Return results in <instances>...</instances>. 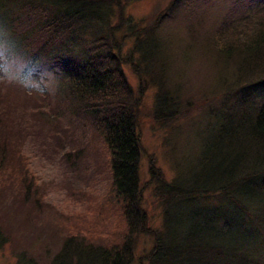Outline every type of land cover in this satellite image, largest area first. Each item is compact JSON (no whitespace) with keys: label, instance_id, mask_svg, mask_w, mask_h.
<instances>
[{"label":"trees","instance_id":"obj_1","mask_svg":"<svg viewBox=\"0 0 264 264\" xmlns=\"http://www.w3.org/2000/svg\"><path fill=\"white\" fill-rule=\"evenodd\" d=\"M123 1L0 0V63L13 60L12 52L27 41L33 44V49L26 50L27 57L42 63L57 44L69 41L79 31L86 32L90 25L98 28L96 34L108 29L111 38L96 40L99 45L91 44L86 57L67 69L72 70L67 98L79 105L81 112L89 113L88 127L101 136L107 160L96 158L93 169L102 172L107 181L109 195L104 204L114 208L111 211L120 221V231L113 237L116 242L107 243L88 240L72 229L48 264H134L141 235L151 239V247L140 256L139 264H264L260 244L264 240V0H235L213 35L202 43L201 47L216 50L224 59L220 61L239 62L237 86L223 89V103L210 107L212 120L205 128L208 135L192 168L176 169L173 176L166 177L149 156L147 183L153 186L152 195L161 213L156 227L145 204L141 173L146 150L137 116L140 97L133 95L121 60L112 50L114 46L119 50L111 31L114 16L120 13L123 18ZM197 1L174 0L159 19L165 21L185 11L188 20H194L190 18L201 13L196 10ZM139 26L129 19L127 32L136 38L127 59L134 58L140 94L152 84L157 86L153 119L168 129L182 114H190L195 103L181 98V83L171 86L164 82L159 71L164 65L157 50L161 52L166 43L160 48L156 31L150 30L157 27ZM188 28L203 34L191 24ZM255 69L260 76L253 78ZM246 72L250 79L243 77ZM215 116L219 119L216 125ZM75 155L79 157V153ZM17 157L22 161L18 170L14 164ZM30 161L24 140L15 139L0 125V176L4 164L10 163V175L16 178L19 191L24 189L26 201L36 199L39 204L45 194L37 186ZM37 263L23 253L20 264Z\"/></svg>","mask_w":264,"mask_h":264},{"label":"rangeland","instance_id":"obj_2","mask_svg":"<svg viewBox=\"0 0 264 264\" xmlns=\"http://www.w3.org/2000/svg\"><path fill=\"white\" fill-rule=\"evenodd\" d=\"M172 1L124 0L123 18L120 13L114 16V30L111 31L119 44V50L114 46L113 53L121 60L133 95L140 97L137 116L146 150L141 173L146 187L145 204L152 213L154 227L160 224L161 213L152 195L153 186L147 183L149 156L166 177L173 176L176 169L192 168L198 148L208 135L205 128L212 120L210 107L223 103V89L237 86L235 76L240 66L235 60L220 61L224 59L213 48L201 47L213 35L216 25L235 0H198L195 3L198 7H195L201 13L190 18L194 20H188L185 11L175 14L174 18L160 20ZM130 18L139 23L140 29L157 27L150 30L156 31L155 39L160 48L163 42L166 43L161 52L157 50L164 65L159 68L163 80L171 86L181 83V98L195 103L192 112L182 114L170 124L171 128H162L153 119L157 86L152 84L144 93H139V76L132 66L134 58L132 61H129L132 56L127 59L136 38L127 32ZM190 24L192 29L203 34H195L188 28ZM86 28V32L79 31L69 41L57 44L45 61L40 60L42 63L33 62L27 57L26 50L21 52L20 49L12 52L13 60L0 63V125H5L15 139L24 140L32 160L30 167L37 174L34 176L37 186L45 194L39 204L36 199L28 203L24 189L19 191L16 178L10 175V163L4 164L6 169L0 176V264H20L23 253L32 256L37 264H48L64 239L72 234L69 233L72 229L88 240L116 242L113 237L120 231V221L111 211L114 208L108 202L104 204L109 195L106 179L100 174L102 172L93 169L96 158L103 162L107 160V152L101 136L87 125L91 119L89 113L81 112L79 105L74 106L67 98L72 70L65 68L66 60L71 58L72 64L81 62L91 44L94 43L93 47L99 45L95 44L96 40L104 37L111 40L108 29L96 34L98 28L91 25ZM26 44L31 50L32 41ZM258 70L251 71L255 73L253 78L260 76ZM246 73L243 77L250 79V73ZM78 111L84 115L77 114ZM218 120L215 116L214 125ZM67 153L72 154L70 160ZM21 162L17 157L14 162L17 170ZM260 244L264 247V240ZM150 247L151 239L141 235L134 264H139L140 256Z\"/></svg>","mask_w":264,"mask_h":264},{"label":"bare ground","instance_id":"obj_3","mask_svg":"<svg viewBox=\"0 0 264 264\" xmlns=\"http://www.w3.org/2000/svg\"><path fill=\"white\" fill-rule=\"evenodd\" d=\"M109 33V32H108ZM109 35H110V33H109ZM129 35V34H128ZM112 38L114 39V40H116L115 38H114V36H112ZM29 47H31L30 45H27V44H22L21 45V52H23V51H25V50H27ZM32 49H33V47H32ZM72 66H73V64H72V59L71 58H68L67 60H66V63H65V68H67V69H70V68H72Z\"/></svg>","mask_w":264,"mask_h":264}]
</instances>
